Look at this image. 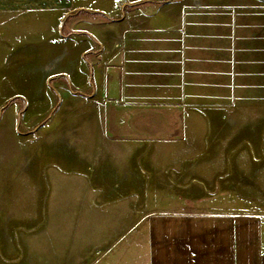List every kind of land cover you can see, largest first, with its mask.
<instances>
[{
	"label": "rangeland",
	"instance_id": "rangeland-1",
	"mask_svg": "<svg viewBox=\"0 0 264 264\" xmlns=\"http://www.w3.org/2000/svg\"><path fill=\"white\" fill-rule=\"evenodd\" d=\"M134 2L204 33L212 86L163 78L145 92L89 66L83 85L55 84L47 58L70 52L77 71L80 36L52 50L40 22L0 23V264H101L171 199L264 228V0Z\"/></svg>",
	"mask_w": 264,
	"mask_h": 264
},
{
	"label": "crops",
	"instance_id": "crops-1",
	"mask_svg": "<svg viewBox=\"0 0 264 264\" xmlns=\"http://www.w3.org/2000/svg\"><path fill=\"white\" fill-rule=\"evenodd\" d=\"M157 7L154 2L139 5L134 0H0V23L13 17L26 25L40 22L37 28L53 32L48 34L52 42H47L52 50L60 43L57 36H80L78 60L84 65L78 64L77 71L70 52L62 54L61 62L56 50L47 58L51 68L61 69L51 73L58 74L55 84L83 85L82 73L89 66L97 74L104 68L111 82L114 77L119 84L135 80L134 85L145 92L163 78L174 82L189 78L212 86L215 59L204 33L184 37L161 13H150ZM184 205L166 200L160 210L142 215L116 240L101 264H264V228L258 217L187 213Z\"/></svg>",
	"mask_w": 264,
	"mask_h": 264
}]
</instances>
